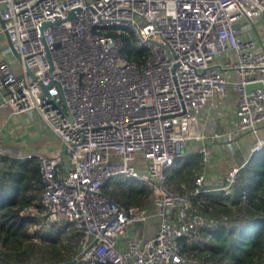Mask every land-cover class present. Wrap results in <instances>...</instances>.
I'll return each instance as SVG.
<instances>
[{"label":"built area","instance_id":"1","mask_svg":"<svg viewBox=\"0 0 264 264\" xmlns=\"http://www.w3.org/2000/svg\"><path fill=\"white\" fill-rule=\"evenodd\" d=\"M262 16L264 0H0L1 29L18 56L0 58L1 105L10 116H38L59 138L54 151L26 156L39 164L41 214L82 236L75 264H215L184 249L183 238L197 229L193 196L231 193L242 166L214 186L199 170L186 192L169 174L191 143L209 161L203 110L215 94L227 96L229 84L239 95L236 129L214 137L257 135L264 49L244 30ZM129 32L133 45L149 52L144 60L123 54ZM2 139L0 127V162L7 154ZM263 148L259 137L252 155ZM139 154L141 168L133 164ZM116 174L134 176L152 192L159 218L153 236L142 232L119 243L130 223L151 217L105 193Z\"/></svg>","mask_w":264,"mask_h":264},{"label":"trees","instance_id":"2","mask_svg":"<svg viewBox=\"0 0 264 264\" xmlns=\"http://www.w3.org/2000/svg\"><path fill=\"white\" fill-rule=\"evenodd\" d=\"M132 32L124 34L123 54L132 61L149 52L133 45ZM200 153L177 160L170 172L173 187L186 192L196 184L202 168ZM42 179L38 161L13 153L0 162V264H57L74 258L81 234L69 223H48L39 210ZM105 193L116 202L146 208L153 194L136 183L110 181ZM41 212V213H42ZM201 216L197 229L184 237V249L202 262L264 264V148L241 168L231 193L208 191L193 196L191 218ZM33 236L38 239L34 240ZM193 264V263H186Z\"/></svg>","mask_w":264,"mask_h":264},{"label":"crops","instance_id":"3","mask_svg":"<svg viewBox=\"0 0 264 264\" xmlns=\"http://www.w3.org/2000/svg\"><path fill=\"white\" fill-rule=\"evenodd\" d=\"M244 33L258 38L260 47L264 49V16L255 19L244 30ZM3 55L10 57L14 62L18 61V56L11 47L8 35L1 29L0 20V58ZM225 59L226 55L217 57L218 61ZM16 73H22L18 65L16 66ZM238 97L235 86L229 84L228 95L223 97L215 94L209 99L203 110L201 129L208 136L207 145L211 150L209 161L205 164L203 154L200 152L201 170L205 169L207 173L206 186H214L225 179L232 168L246 166L252 156L253 146L257 138H264V122L260 124L257 135L244 132L234 136L230 141L224 137L219 139L214 137L217 133H228L236 129L234 111L238 105ZM2 98L3 92L0 90V127H3L2 142L8 153L19 156L30 153H50L59 147L60 142L58 143L53 138L54 133L39 122L38 116H35L33 120L26 113L10 116L9 108L1 105ZM197 147L199 146L194 144L190 150L196 152ZM157 226L158 221L150 218L140 233L144 232L146 236L151 237L154 235ZM140 233L132 235H139Z\"/></svg>","mask_w":264,"mask_h":264},{"label":"rangeland","instance_id":"4","mask_svg":"<svg viewBox=\"0 0 264 264\" xmlns=\"http://www.w3.org/2000/svg\"><path fill=\"white\" fill-rule=\"evenodd\" d=\"M53 138L56 141H58V143L60 142L59 139H58V137L55 134H53ZM193 145L191 143V145L184 147V149H183V156L181 158H179L178 160L185 161L190 156V154L196 153L197 151L196 152H192V150H190ZM143 161H144V159H143L142 155L139 154L138 159H137V162H135L133 164L137 168H141V165L143 164L142 163ZM111 181H115V182H126L128 184L134 182L137 185H139L140 187L141 186L142 187H145L142 182H140V181L137 180L136 177H134V176L133 177H129L126 174H116V175L113 176V178L111 179ZM145 188L147 190L149 189L147 187H145ZM35 208L37 209V206H35ZM35 212H37L38 214L42 215L41 214L42 210H37ZM146 214H147L148 217H151V219L153 218V219L159 221V218L156 215L155 209L153 207V197H152V201L147 206ZM194 219L196 221H198L199 219H201V216L200 215L195 216ZM145 223H143V222H132V223H130L129 226H128V228L126 229V231L123 232L122 234H120V236L118 238L119 243L120 244H124V243H126L128 241L129 237L132 234H137L138 232L140 233L142 231L143 227L145 226ZM58 224H60V223H58Z\"/></svg>","mask_w":264,"mask_h":264},{"label":"water","instance_id":"5","mask_svg":"<svg viewBox=\"0 0 264 264\" xmlns=\"http://www.w3.org/2000/svg\"><path fill=\"white\" fill-rule=\"evenodd\" d=\"M1 20V25L4 26V23L5 21L0 19ZM29 73L34 76L32 70H29ZM77 262V258L74 257V258H71V259H68V260H64V261H61V262H58L57 264H75Z\"/></svg>","mask_w":264,"mask_h":264}]
</instances>
